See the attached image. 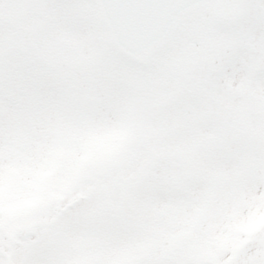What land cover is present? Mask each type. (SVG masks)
<instances>
[{"label": "snow or ice", "instance_id": "obj_1", "mask_svg": "<svg viewBox=\"0 0 264 264\" xmlns=\"http://www.w3.org/2000/svg\"><path fill=\"white\" fill-rule=\"evenodd\" d=\"M0 264H264V0H0Z\"/></svg>", "mask_w": 264, "mask_h": 264}]
</instances>
